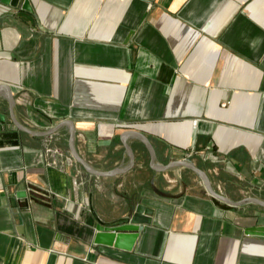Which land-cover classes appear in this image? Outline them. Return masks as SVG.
I'll use <instances>...</instances> for the list:
<instances>
[{"label": "crops", "instance_id": "crops-1", "mask_svg": "<svg viewBox=\"0 0 264 264\" xmlns=\"http://www.w3.org/2000/svg\"><path fill=\"white\" fill-rule=\"evenodd\" d=\"M0 2V264H264V0ZM8 91L13 98L12 108ZM12 118L49 136L19 130ZM133 153V162L126 147ZM128 169V170H127ZM152 210L131 251L97 222Z\"/></svg>", "mask_w": 264, "mask_h": 264}, {"label": "water", "instance_id": "water-1", "mask_svg": "<svg viewBox=\"0 0 264 264\" xmlns=\"http://www.w3.org/2000/svg\"><path fill=\"white\" fill-rule=\"evenodd\" d=\"M19 1L20 0H0L2 4L9 5L13 8L17 7ZM22 8L24 10L30 11L28 0H24ZM3 89L7 90V87L0 85V91ZM8 101L11 109L13 104V98L11 97L9 91H8ZM12 121L19 130L38 137L49 136L54 134L61 125H70V135H69L68 145L71 156L75 159L77 163H79L84 168L86 172L94 176H108V175H117L119 173H122L123 171H126V170H114L111 171L110 173H101L99 171H95L91 169L87 165V163L83 159H81V157H79V155L74 149L73 140L75 137V129L72 123H69L68 121H63L56 127H53L50 130L43 133L32 132L29 129L20 125L13 118ZM129 133L141 139V141L148 148L150 154V166L152 169L158 172H163L173 167H182L189 169L192 172H194L196 175H198V177L203 183L205 191L207 192L208 195L211 196L217 208L224 209L220 207L217 202L225 204L228 208L240 207L244 203H252L264 208V202L255 198H246L239 202H232L227 198L223 197L222 195L218 194L211 187L206 174L203 171L194 167L190 162L186 160L173 161L171 163H168L167 165L159 166V167L154 166V152L149 141L137 132L132 131ZM125 147L131 159V162H133L132 151L127 146ZM151 215H152L151 209L146 208L143 205H137L132 216L124 223H121L116 226L108 227L101 222H97L95 226V236H94L93 244L106 246V247H113L115 249L124 250V251H131L135 245L136 240L138 239L139 233L143 230L145 225L150 224ZM246 233L249 235H264V227H259V226L251 227L247 229Z\"/></svg>", "mask_w": 264, "mask_h": 264}]
</instances>
